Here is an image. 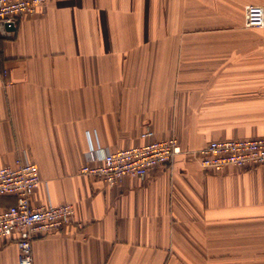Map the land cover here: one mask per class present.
<instances>
[{"label":"crops","instance_id":"crops-1","mask_svg":"<svg viewBox=\"0 0 264 264\" xmlns=\"http://www.w3.org/2000/svg\"><path fill=\"white\" fill-rule=\"evenodd\" d=\"M249 3L264 6L47 0L0 26V165L30 159L32 204L76 208L35 237L34 264H264V164L212 170L197 154L264 135V27L244 26ZM145 128L183 152L112 186L79 172L89 147L145 143ZM19 254L16 237L0 239V264Z\"/></svg>","mask_w":264,"mask_h":264},{"label":"built area","instance_id":"built-area-1","mask_svg":"<svg viewBox=\"0 0 264 264\" xmlns=\"http://www.w3.org/2000/svg\"><path fill=\"white\" fill-rule=\"evenodd\" d=\"M46 2L0 0V24L11 31L22 15L38 11ZM244 16L245 27H264L263 5L246 4ZM154 136L153 129L145 128L141 137L150 139L145 143L114 151L91 146L87 151L88 162L79 172L100 178L111 186L125 176L144 179L148 171L171 164L183 152L176 137ZM197 154L201 166L206 169L221 170L227 165L254 168L264 164V135L211 140L198 149ZM41 182L37 164L26 157H18L13 165H0V195L16 197L14 204L0 205V239L16 237L20 249L18 264H34L33 242L37 235L76 220V208L72 203L32 204L31 195Z\"/></svg>","mask_w":264,"mask_h":264},{"label":"water","instance_id":"water-1","mask_svg":"<svg viewBox=\"0 0 264 264\" xmlns=\"http://www.w3.org/2000/svg\"><path fill=\"white\" fill-rule=\"evenodd\" d=\"M0 26H2V24H0ZM2 27H3V26H2ZM14 28H15L14 26L11 27V29H14Z\"/></svg>","mask_w":264,"mask_h":264}]
</instances>
